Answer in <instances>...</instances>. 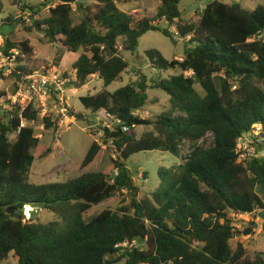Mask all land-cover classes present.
Returning <instances> with one entry per match:
<instances>
[{
  "label": "trees",
  "instance_id": "1",
  "mask_svg": "<svg viewBox=\"0 0 264 264\" xmlns=\"http://www.w3.org/2000/svg\"><path fill=\"white\" fill-rule=\"evenodd\" d=\"M20 1L30 10V19L47 6L28 7L26 0ZM77 1L60 0L47 18L34 19L31 27L42 28L47 43L79 54L70 67L75 89L92 76L102 81V91L79 100L86 110H104L120 122L116 133L105 130V139H121L122 150L103 171L89 172L102 161V148L93 142L74 178L31 184L26 176L35 160L32 151L39 144L35 131L25 126L13 141L9 135L18 130L22 119L38 120L37 112L30 105L21 118L14 108L0 114V263L13 254L18 264H264V254L249 257L241 243L231 247L239 231L228 216L264 208L257 193L264 194V158L242 161L238 152L246 135L257 153L264 151V6L248 10L237 2L213 0L197 23H186L178 8L181 0H160L154 18L125 13L115 0H98L89 6L80 3L81 19L75 23L71 5ZM22 21L8 17L4 23L13 27ZM162 21L166 28L160 27ZM171 27L184 41L183 56L167 60L157 50L145 55L153 69L181 73L154 84L169 97L170 108L155 120H143L135 112L147 101L145 84H127L113 93L106 88L128 67L119 51L134 52L150 31L173 40ZM4 38V53L16 49L23 55L17 73L32 72L27 67L34 56L29 43ZM189 72L193 75H186ZM215 75L223 76L220 90ZM196 85L204 96L195 91ZM143 125L151 127L152 133L138 140L120 130ZM208 135L212 137L208 148L196 146ZM185 142L193 145L191 152L176 166L159 167L158 188L151 198L137 201L127 160L154 150L176 153ZM123 192L130 198L128 206L105 209L85 222L93 206ZM26 207L51 212L58 220L23 222ZM60 221L66 222L64 228ZM133 240L137 248L117 255V244Z\"/></svg>",
  "mask_w": 264,
  "mask_h": 264
},
{
  "label": "rangeland",
  "instance_id": "2",
  "mask_svg": "<svg viewBox=\"0 0 264 264\" xmlns=\"http://www.w3.org/2000/svg\"><path fill=\"white\" fill-rule=\"evenodd\" d=\"M52 1L53 0H26L28 7L42 3L48 4ZM115 1L117 7L121 11L138 18H154L160 4V0ZM212 1L213 0H181L178 8L181 11L183 22L197 23L201 11ZM219 1L227 4L237 2L248 10H254L259 6H264V0ZM20 2V0H0V34H2V36H9L10 40L16 44L23 41L29 43V46L34 51V58L31 59L27 67L30 68L32 72L40 70L42 66L64 72L66 75L72 74L69 65L73 53H67L59 47L47 43L42 33L43 29H34L31 27L30 21L32 19L29 17L30 10L22 7ZM97 2L98 0H78L74 3V22L78 23L81 19V15L77 9L80 3H82L83 6H89ZM48 15L49 13L45 9L34 19L41 21L47 18ZM8 17L16 21L23 19V21L19 24H13V27H11L6 25L7 23H4ZM166 26L167 24L165 21L160 23V27L166 28ZM11 28L14 30L12 33H9ZM26 28H30V30L28 31ZM169 30L172 34L176 32L173 27ZM183 43L184 41L177 37L172 40L165 37L160 32L150 31L140 38L134 52H126L121 50V40H119L117 48L121 50L119 52L122 58L127 62L128 67L120 78L109 85L106 90L109 93H113L127 84H145V86H147V101L144 107L140 111H136L135 114L143 120H155L162 113L169 110L170 102L169 97L165 93L153 88L154 84L160 80L168 79L171 76L179 75L181 71L176 69L157 71L151 67L145 53L149 50H157L167 60L180 59L184 53ZM23 63L24 61L22 64ZM65 67L67 69L69 68V70L62 71L61 69ZM222 77V75L214 76V84L218 90H220V79ZM13 81L14 80L10 77L0 75V92H11L13 89L11 83ZM194 88L200 96H204V92L200 86L196 85ZM71 89L72 90L67 96L68 104L71 108L70 114L74 117L75 121L70 127L64 129L61 140L58 142L55 141L51 133V128L45 126L44 130H41L39 125L42 122H40V120H38L35 128H33L39 144L37 148L32 151L35 160L26 176L28 183L39 185L64 182L74 178L80 173L78 171L79 169L81 171L82 161L93 142L102 145V161L99 166L89 168V172H101L109 164L112 154L111 150H113L110 146L118 150L122 148L121 139L112 140L110 138L105 139L104 137L98 136V131L100 129L106 126L114 128L115 125L113 122L106 120L102 113H94L86 110L79 100L80 97L95 95L102 91L104 89L102 81H99L97 76H92L83 87L75 89L73 85ZM78 115L81 117L78 118ZM175 115H180V112H176ZM258 129L259 128L255 126L254 136H257ZM150 133H152L151 127L143 125L128 129L124 135L138 140L143 135ZM14 139L15 134L9 135L10 141ZM211 142L212 137L208 135L206 138L199 141L196 146L199 148H208ZM252 144V139L247 135L244 136L239 143L238 151L242 161L252 156L264 157V151L257 153L255 151V146ZM192 148L193 145L191 143L185 142L181 150L176 153L165 150H154L132 155L127 160L126 166L133 175L134 186L137 189L136 200L141 201L146 198H151V195L156 191L160 183L158 178L159 167H172L180 164L182 157L189 154ZM61 150L63 151L62 153ZM257 193L261 201L264 202V194L260 191H257ZM129 204L130 198L126 193L123 192L121 195L117 194L114 198L97 206H93L88 210L85 222H89L105 209L116 210L122 206H128ZM23 211L31 214L29 219L33 222L49 223L58 220L55 214L48 211L38 209V213H35V211L32 209L30 210L29 207L24 208ZM60 224L61 227L64 228L66 222L60 221ZM234 226L237 228V231H239V234L235 239L231 240L230 243L232 248H235L237 243H241L249 257H253L256 253L264 254V232L262 231L261 223L257 224V227L254 228L253 234H251V232L244 234V230L247 226L238 218H235ZM0 264H18V260L13 254H10L8 258Z\"/></svg>",
  "mask_w": 264,
  "mask_h": 264
},
{
  "label": "built area",
  "instance_id": "3",
  "mask_svg": "<svg viewBox=\"0 0 264 264\" xmlns=\"http://www.w3.org/2000/svg\"><path fill=\"white\" fill-rule=\"evenodd\" d=\"M59 3L60 0H53L47 4L45 9L49 11V9L54 8ZM71 7L74 12V3L71 5ZM33 20L34 19H32L30 22ZM174 35L176 37L178 36L176 32ZM5 47V38L2 36V34H0V75L10 77L14 80L11 83L13 86L12 91L4 92V95H0V114H3V112L6 111H11L14 108L17 111L18 118H21L22 111L28 106L32 105L33 110L37 112L38 120L42 122L39 125L40 129L44 130L46 126L45 120H47L51 124V133L53 138L56 142H58L62 138L64 129L70 127L75 121L74 117L70 114L71 108L68 104L67 96L72 90L71 88L75 81V74L72 73L66 75L64 72L46 67H41L40 70L33 71L28 74H19L17 71L22 63L18 61V58L23 57V55L19 50L16 49H12L8 53H4ZM13 73H15L17 77L12 78L11 75ZM186 75L192 76L193 72H189ZM95 113H102L106 120L112 121L115 125L114 128H109V126H106L100 129L98 131L99 137L105 138L106 129L109 131V133H116L118 131L117 128L120 125V122L117 119L107 114L104 110H100ZM38 120L25 121L22 119L20 127L14 134L16 135L19 133L20 129L24 128L25 126L35 128ZM128 129L130 128L123 126L120 130L122 133H125ZM110 139L117 140L118 138ZM97 144L102 146L100 143ZM110 147L113 148V150H111V158L116 160V157H118L120 152L113 146ZM121 150L122 149H120V151ZM62 152L63 151L61 150V153ZM31 209L32 208H30V210ZM32 210L35 211V213H38V209L33 208ZM262 211H264V208H256L250 213H230L228 216L232 221L233 227H235V218H238L242 220V222L247 226L246 229H248L252 227V224L263 223L258 215ZM23 215V222L30 220L29 218L31 217V214L29 212L23 211ZM253 232L254 228L252 227L251 234H253ZM115 248L118 250L117 255H119L127 250L131 251L132 249L137 248V242L135 240L130 242L125 241L123 243L117 244Z\"/></svg>",
  "mask_w": 264,
  "mask_h": 264
},
{
  "label": "water",
  "instance_id": "4",
  "mask_svg": "<svg viewBox=\"0 0 264 264\" xmlns=\"http://www.w3.org/2000/svg\"><path fill=\"white\" fill-rule=\"evenodd\" d=\"M10 213L12 212V210L9 211ZM259 218L264 222V211L260 212L259 214ZM252 227L255 228L257 227V224H252ZM252 227L248 228L244 231V234H248L252 231ZM142 241L140 240L139 243H141Z\"/></svg>",
  "mask_w": 264,
  "mask_h": 264
},
{
  "label": "crops",
  "instance_id": "5",
  "mask_svg": "<svg viewBox=\"0 0 264 264\" xmlns=\"http://www.w3.org/2000/svg\"><path fill=\"white\" fill-rule=\"evenodd\" d=\"M27 3V2H26ZM34 52V51H33ZM68 53V52H67ZM78 56H79V54L78 53H73V56H72V58H71V60H70V65H69V68L71 67V65L77 60V58H78ZM34 58V56L32 57V59ZM42 67V66H41ZM69 68L67 69L66 67L65 68H63V69H61L62 71H67V70H69ZM72 73H74L75 74V72H72ZM93 77H95V76H93ZM97 78H98V76H97ZM98 80L100 81V79L98 78Z\"/></svg>",
  "mask_w": 264,
  "mask_h": 264
}]
</instances>
